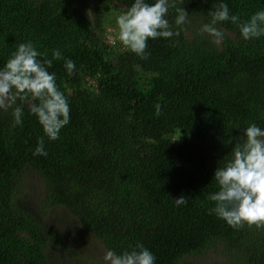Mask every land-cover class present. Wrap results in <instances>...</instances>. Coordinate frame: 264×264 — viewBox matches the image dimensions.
<instances>
[{"label": "trees", "instance_id": "16d2710c", "mask_svg": "<svg viewBox=\"0 0 264 264\" xmlns=\"http://www.w3.org/2000/svg\"><path fill=\"white\" fill-rule=\"evenodd\" d=\"M89 1L0 0V264L67 249L27 171L113 264H264V0ZM113 5L142 39H107Z\"/></svg>", "mask_w": 264, "mask_h": 264}, {"label": "rangeland", "instance_id": "374dc122", "mask_svg": "<svg viewBox=\"0 0 264 264\" xmlns=\"http://www.w3.org/2000/svg\"><path fill=\"white\" fill-rule=\"evenodd\" d=\"M86 2L89 5L90 1L86 0ZM87 9L90 14L91 10ZM109 10L105 21L107 39H114V35L125 37L126 41L133 36L136 39L144 37L138 17L133 15L127 17L124 8L119 5H113ZM119 18H121L120 23H118ZM214 40L217 41L218 38L212 37V41ZM5 90L3 101L6 103L10 99V93L7 86ZM44 202L46 198L42 181L34 175V172L27 171L23 174L16 204L23 209V212H29L48 233L55 234L66 244V250L56 247L53 243L47 246L46 255L52 264H113L103 245L89 232L82 231L79 226L81 224L74 217H71L65 209L52 208L50 205L48 207ZM221 250L218 247L212 254L199 258L189 257L183 264H230L223 257ZM69 254L74 256V262L64 263Z\"/></svg>", "mask_w": 264, "mask_h": 264}]
</instances>
